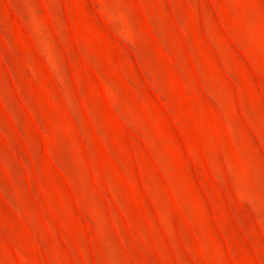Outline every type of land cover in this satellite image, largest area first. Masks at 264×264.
<instances>
[{
    "label": "rangeland",
    "instance_id": "rangeland-1",
    "mask_svg": "<svg viewBox=\"0 0 264 264\" xmlns=\"http://www.w3.org/2000/svg\"><path fill=\"white\" fill-rule=\"evenodd\" d=\"M0 264H264V0H0Z\"/></svg>",
    "mask_w": 264,
    "mask_h": 264
}]
</instances>
